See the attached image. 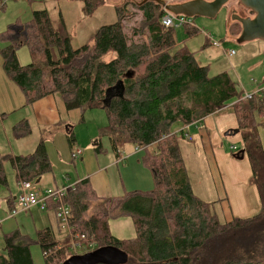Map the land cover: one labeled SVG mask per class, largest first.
I'll return each instance as SVG.
<instances>
[{"label": "trees", "instance_id": "16d2710c", "mask_svg": "<svg viewBox=\"0 0 264 264\" xmlns=\"http://www.w3.org/2000/svg\"><path fill=\"white\" fill-rule=\"evenodd\" d=\"M105 1L86 0V16L93 15ZM4 7L0 0V11ZM130 7L142 14L136 27L139 34L147 31L148 43L128 41L125 24ZM117 13L116 23L101 26L75 49L63 17L54 26L47 10L33 11L29 22L18 23L17 33L8 30L1 35L0 56L6 76L21 90L26 106L59 95L67 111L104 110L107 125L101 136L108 139L116 156L127 143L142 150L141 163L151 172L154 188L101 198L88 179L81 180L63 199L70 210L68 234L59 239L49 227L31 238L13 230L4 236L0 264H34L32 245L41 247L48 264L54 258L62 259L56 263L62 264L79 255L72 250L71 234L84 236L76 242L87 252L120 249L128 256L126 264H264V145L260 133L264 98L258 91L244 99L228 72L211 75L209 67L197 61L196 52L178 48L176 28L163 26L166 13L159 4L131 6L129 2ZM241 30L236 22L229 27L236 37ZM197 33L196 28L185 27L188 38ZM23 45L32 59L27 66L17 59V50ZM111 53L116 57L103 61ZM228 105L237 118L261 210L249 218L222 222L218 202H206L194 193L181 149L186 137L183 132L173 133L172 127L201 122ZM13 132L22 138L32 131L22 121ZM67 138L74 149L71 129ZM101 150L99 142L95 151L99 154ZM4 160L15 170L18 183H37L52 172L43 141L29 155L4 159L0 153V186L8 185ZM9 204L12 209L11 199ZM58 206L51 204L50 211ZM121 217L131 218L134 237L119 239L111 234L110 221ZM60 244L63 248L59 249Z\"/></svg>", "mask_w": 264, "mask_h": 264}, {"label": "rangeland", "instance_id": "374dc122", "mask_svg": "<svg viewBox=\"0 0 264 264\" xmlns=\"http://www.w3.org/2000/svg\"><path fill=\"white\" fill-rule=\"evenodd\" d=\"M141 1L142 0H106L104 5L96 10L93 15L86 16V0H2V2H4L5 4V7L0 11V37L5 32H8V30H15V32L17 33L16 28L18 27V23L20 22L24 24L29 22L33 17V11L47 10L54 26H56L59 23L60 18L63 17L72 39V46L73 48L77 49L84 45L88 41V38L91 37V35L98 28H100L101 26L116 23L118 21V9L123 8L129 2L131 6H137V4H140ZM234 11H236V14L241 17H251L249 16L251 15L249 10L240 5L238 0H232L221 9L217 17L214 19L203 17L189 19L190 25L199 30L196 35L190 38H188V35L184 33L185 27H187L188 25L176 27L177 47H186L189 51L196 52L197 61L201 65L208 66L211 75L226 71L240 86L241 91H243V85H248L249 94L244 91L242 93L243 98L248 99L247 97L250 96V94L252 95L253 93H255L260 87H262L264 90V45L261 46L262 44H264V41L255 40L242 44H239L236 40L235 42L231 41L233 35L231 36L228 28L229 24L234 23V21H232ZM136 12L137 11L135 8L132 9V7H130V15L127 16L128 20L127 24H125L127 39L129 42L148 43L149 34L147 33V31H144L141 34L138 33L139 28L136 27V25L142 20V14ZM126 13L127 12H124V16ZM21 30L23 29L21 28ZM134 32H136L135 35ZM20 33V40H23V32L20 31ZM214 41L218 42L220 44V47H214L212 45V42ZM229 50L235 51V55L231 58L226 56L225 51ZM115 57V54L111 53L105 56L103 58V61L110 62ZM17 59L23 66H27L31 63L32 59L27 46L23 45L17 50ZM0 62H2L1 56ZM0 73H2L3 75L5 74L4 70L1 71V64ZM4 76H6V74ZM12 84L15 86V88H18L14 83ZM20 93L22 94V92ZM0 97L1 99H4L5 91L1 93ZM226 108L232 110V105L223 107L218 111ZM83 115L81 114V116L78 119L76 118L73 124L70 125L77 139V148L80 147L84 152L88 149L92 150L97 148L96 145L99 141L101 142L102 149L101 153L99 154V156H101V161L103 163H108L109 158H115V156L111 150L108 139L101 136V130L107 125V117L105 111L102 109H94L87 111L85 115ZM31 131L33 130L31 129ZM260 133L262 143L264 145V129L261 128ZM12 134V140H14L15 135L13 129ZM3 135V131H0V153L5 159L11 156V151L9 148L7 150V138L4 139ZM51 139L53 142H56L53 137ZM128 146L129 148L131 146H133L134 148V145L127 143L123 146V149L126 150ZM77 148L74 149V151L80 150ZM233 148L235 147L233 146L232 149ZM238 157H240V155H238L237 158ZM135 161H137V158L130 161L128 166L124 168L125 170L123 172H120L122 170V163L119 165V169L115 167L112 170H108L111 178L110 180L113 182V187L117 186L118 188H120L119 173H121V177H124L126 181L125 184L128 190L127 192L153 190L154 182L151 172L147 168L143 167L144 169L142 170L144 173L140 174L139 168L141 169V167L138 168L135 164ZM4 162V169L7 176L8 185L0 186V204H2L0 207L1 254L4 253V236L7 233L19 229L23 234L28 235L31 238H35L39 229L44 227L42 225L40 227L39 225L34 224V220L37 219L36 216L32 215L34 211H21L18 204H16L15 209L19 211V214L15 217L10 216L11 209L7 206V197L11 195L13 198L16 194L18 195L19 186L17 184L18 182L16 180L15 170L11 167L7 160H4ZM79 164L80 161L78 160L76 162V167L78 169ZM188 165L191 169L197 167V160L195 165L192 160H188ZM70 166L73 165L70 164ZM55 169L58 170L60 168L57 166ZM149 182H151L150 188H148V186L146 185V183ZM194 183L196 185L195 177ZM251 185L253 184L251 183ZM116 193L118 194H116L115 196L122 195V192ZM123 194H125V192ZM46 214V212L42 213L41 216L44 217L46 223H49L46 219ZM219 215L220 220L224 222L225 219L221 216L220 213ZM45 225L50 226L59 239L64 238V236L68 234L67 230L62 229V231H60V229H58L55 218L53 217L51 224L49 223ZM46 226L43 229L49 228ZM109 226L111 234L119 239H130L136 234L133 222L130 217H121L111 220ZM62 246L63 244H60L58 248H63ZM30 249L34 264H48L45 255L39 245H32ZM87 251L88 250L85 249H77L75 250V253L83 255L86 254ZM61 261L62 259L60 258H54L51 259V262L49 264H56Z\"/></svg>", "mask_w": 264, "mask_h": 264}, {"label": "crops", "instance_id": "0c3cea01", "mask_svg": "<svg viewBox=\"0 0 264 264\" xmlns=\"http://www.w3.org/2000/svg\"><path fill=\"white\" fill-rule=\"evenodd\" d=\"M164 1L168 4H180L190 0ZM230 26L231 24H229ZM237 38L232 36L231 41L235 42ZM0 64L2 71L3 61ZM4 75L0 73V95L5 91L4 99L0 97V115H4L3 118H0V131H3L4 139L7 138V150L10 149L12 157L25 156L33 153L37 145L43 141L51 162L52 172L33 184L41 189H68L79 181L88 179L98 197L110 198L118 194L116 192H122L123 195L128 190L121 173H119L120 188L113 187L108 170L115 167L119 169V165L122 163L120 172H123L130 161L137 158L135 164L138 168L141 167L139 173H144L142 169L145 167L141 163L143 152L135 146L134 148L128 146L126 150L122 148L119 156L114 154L115 158L111 157L108 163H103L101 156H99L100 153L97 154L95 149H88L84 152L80 147L77 148L75 134L74 149H80L82 155L77 160H73L74 149L70 148L67 135L70 129L73 132L70 125L73 124L76 118L78 119L81 116V112L79 110L67 111L59 95L49 96L37 101L32 106H26L25 98L20 93L19 88H15L13 82ZM259 90H263V88L260 87L256 92ZM243 91L249 94L248 85H243ZM22 121H27L30 124L33 130L31 136L28 135L22 138L14 136L15 139L12 140V129ZM233 130H238L237 118L232 110L227 108L208 116L201 122L189 126L178 123L172 127L173 133L183 132L185 134L186 140L181 143V149L188 167L194 193L206 202H218L216 204L217 212L221 214L226 222H230L237 217L249 218L258 214L261 210L259 193L256 187L250 183L252 171L249 160L246 155L243 159L237 158L242 150V138L238 134L226 135ZM52 137L56 142L52 141ZM98 145L99 141L96 146L98 147ZM233 146L236 148L235 151L232 149ZM78 160L80 161L79 169L76 167ZM188 160H192L194 165L197 160V167L191 169ZM69 163L73 166H70ZM57 166L60 169L56 170ZM194 177L196 178V185ZM146 185L150 188L151 182L146 183ZM16 195L13 198L11 195L7 197L6 203L10 209V199L13 201L12 209L16 207ZM32 211H34L32 215L37 218L34 220L35 225L45 227V224H51L53 217L58 229H60V220L54 211L46 212V219L49 223H46L44 217L41 216L45 212H41L36 208H33Z\"/></svg>", "mask_w": 264, "mask_h": 264}, {"label": "water", "instance_id": "95a60500", "mask_svg": "<svg viewBox=\"0 0 264 264\" xmlns=\"http://www.w3.org/2000/svg\"><path fill=\"white\" fill-rule=\"evenodd\" d=\"M143 1V2H142ZM137 6L148 2L159 4L165 12L176 17L183 16L188 19L203 17L214 19L221 9L231 0H190L180 4H168L163 0H142ZM240 5L250 10L254 18L241 17L233 12L232 20L242 27L237 38L239 44L255 40L264 41V0H238ZM239 130H233L226 135L238 134ZM238 159H243L245 152L241 150ZM128 256L115 247H103L83 255H74L62 264H126Z\"/></svg>", "mask_w": 264, "mask_h": 264}, {"label": "built area", "instance_id": "2783aa9c", "mask_svg": "<svg viewBox=\"0 0 264 264\" xmlns=\"http://www.w3.org/2000/svg\"><path fill=\"white\" fill-rule=\"evenodd\" d=\"M2 1V0H1ZM162 24L165 28H176L184 25H190V20L183 16L176 17L172 14L166 13V15L162 19ZM214 47H220L218 42L213 43ZM226 55L231 58L235 55L234 51H226ZM259 95L264 98V90H259ZM251 98V95L247 97ZM234 150L236 148H233ZM82 155L81 150H75L72 154L73 160L78 159ZM19 186V194L16 196V204L19 205L21 211H30L33 208L40 210L41 212L50 211V206L59 204V206L52 211L56 214L57 218L60 220V224L62 229L67 230L69 228L68 218L70 215L69 207L63 204V199L67 194V190L70 189H54V188H46L41 189L39 186L29 183V182H21L18 184ZM19 214V211L15 208L11 210L10 216L15 217ZM73 238V251L79 249V245L76 241L79 238H84V236H80L78 234L72 235Z\"/></svg>", "mask_w": 264, "mask_h": 264}, {"label": "flooded vegetation", "instance_id": "af4514ba", "mask_svg": "<svg viewBox=\"0 0 264 264\" xmlns=\"http://www.w3.org/2000/svg\"><path fill=\"white\" fill-rule=\"evenodd\" d=\"M231 1H232V0H231ZM247 10H248V9H247ZM249 12H250V14H251V15H249V16H251V18H254L255 15L252 14V12H251L250 10H249Z\"/></svg>", "mask_w": 264, "mask_h": 264}]
</instances>
